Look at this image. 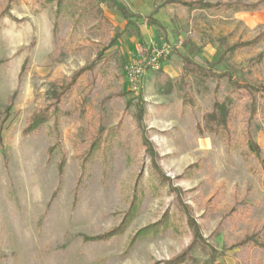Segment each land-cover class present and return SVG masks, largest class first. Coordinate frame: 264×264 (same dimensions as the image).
Returning a JSON list of instances; mask_svg holds the SVG:
<instances>
[{"label": "rangeland", "instance_id": "374dc122", "mask_svg": "<svg viewBox=\"0 0 264 264\" xmlns=\"http://www.w3.org/2000/svg\"><path fill=\"white\" fill-rule=\"evenodd\" d=\"M166 1H138L160 8L167 31L158 37L151 27L141 55L163 45L170 54L133 91L126 67L146 47L117 12L104 8L111 27L96 31L56 19L41 0H0V264H264V249L253 246L264 244V98L249 130L258 154L243 136L248 111L241 102L232 109L230 145L201 135L203 116L229 89L190 75L193 102L185 104L178 56L207 66L218 40H252L264 31V0H207L258 4L253 12L188 11ZM6 7L13 19L1 15ZM81 69L63 102L60 144L50 124L23 135L51 84ZM215 71L264 86V42ZM90 119L105 132L86 156Z\"/></svg>", "mask_w": 264, "mask_h": 264}, {"label": "trees", "instance_id": "16d2710c", "mask_svg": "<svg viewBox=\"0 0 264 264\" xmlns=\"http://www.w3.org/2000/svg\"><path fill=\"white\" fill-rule=\"evenodd\" d=\"M11 1V0H7ZM44 6H53L56 19H69L73 20L72 25L78 24H90L92 29L102 30L105 26L111 27L108 20L104 16V8L117 12L120 17L126 21L127 27H129L137 37L140 38L137 21L143 18L139 15L132 14L126 6L119 3L116 0H41ZM165 4L179 5L192 10H209V9H229L233 8L235 12H253L258 9V4H247L242 2L233 3H211L207 0H167ZM2 16H7L13 19L9 14V7H6L2 12ZM147 25L155 26L158 30L163 31L164 27L151 17L146 18ZM57 24V23H56ZM57 26V25H55ZM56 29V28H55ZM54 29V31H55ZM264 42V31L257 34L255 38L250 41L241 42L238 41L232 45H228L223 40H218V53L216 58L207 66H201L196 62L190 60L186 56L178 54L181 62L180 79L182 98L184 103L191 104L193 102V96L187 89L190 75H197L200 77H206L210 80H215L217 83L224 82L229 91L222 100H214L211 110L203 116V125L198 126V133L212 134L222 138L228 145L231 144V129L233 128L234 115L232 109L234 102H241L245 104L248 111L247 127L243 132L244 139L249 143V147L255 154H258L259 149L255 142L252 140L249 133L251 120L258 114L259 98H264V86L260 84L240 82L234 78L229 71L216 72L215 67L224 64L228 59L232 58L235 53L243 48L258 45ZM86 69H81L74 73L71 77H63L56 82L52 83L50 90L46 94L47 104L35 110L28 120L22 131L23 135L34 134L40 131L45 125L50 124V132L55 133L54 140L55 145L60 144V134L58 131L59 119L64 114L63 102L73 93L74 86L79 76L84 73ZM91 84V83H90ZM170 88V84H168ZM169 90V89H168ZM86 100V97L83 98ZM142 100L139 99L137 106V113L135 120L137 124L142 125L143 109L140 105ZM84 103L80 106V113H83ZM9 108H6V115H8ZM5 119L0 121V141L2 125ZM91 128L94 129L92 141L86 156L90 155L100 145V139L105 132V127L100 120L98 123L94 119L89 120ZM50 151H52L50 149ZM63 161L59 164V169H62ZM249 241H252L249 238ZM245 242H242L244 245ZM241 244V242H240ZM255 247L264 249V244L259 240H254Z\"/></svg>", "mask_w": 264, "mask_h": 264}, {"label": "built area", "instance_id": "2783aa9c", "mask_svg": "<svg viewBox=\"0 0 264 264\" xmlns=\"http://www.w3.org/2000/svg\"><path fill=\"white\" fill-rule=\"evenodd\" d=\"M170 54L169 46H161L157 49L150 50L148 56H137L136 60L126 67V79L133 91H137L143 76L148 69L158 71L161 67V62Z\"/></svg>", "mask_w": 264, "mask_h": 264}, {"label": "crops", "instance_id": "0c3cea01", "mask_svg": "<svg viewBox=\"0 0 264 264\" xmlns=\"http://www.w3.org/2000/svg\"><path fill=\"white\" fill-rule=\"evenodd\" d=\"M116 1H118L119 3H121V4H123L124 6H126L127 8H128V10L132 13V14H135V15H139V16H141L143 19L142 20H138L137 21V26H138V30H139V34H140V38L139 37H137V39L140 41V43H141V46H142V48L145 46V44L144 43H147V41L145 40V37L147 36V37H149L148 36V30L151 28V27H155V26H149V25H147V22H146V18H149V17H151L152 19H154V20H156V21H158L163 27H164V30L163 31H161V30H158L156 27V29L158 30V31H160L161 32V34L160 35H157L158 37H160L161 35L163 36V38H165V37H167L166 35V33H167V31H166V27L164 26V24H163V22L161 21V20H159V18L157 17V15H159V13H160V8L159 9H152V8H150V6H148V5H146V6H141L140 4H138V1H140V0H116ZM135 2V6H132L131 5V3H134ZM142 1V0H141ZM143 1H146V3H151L152 4V2H153V0H143ZM165 5H167V4H165ZM169 5H172V4H169ZM175 6H179V5H175ZM180 7H183V6H180ZM183 8H185V7H183ZM187 9V8H186ZM188 10V9H187ZM189 11V10H188ZM192 11H195V10H192ZM123 20V19H122ZM124 21V20H123ZM139 23L140 24H143L142 26H144L145 27V32H143V30H142V26H140L139 25ZM124 24H125V27L127 28V29H130L129 27H127V24H126V21H124ZM146 47V46H145ZM144 47V48H145ZM138 49H136L135 50V53H136V56H138V55H140L141 53H144V52H146L147 51V47L145 48V49H143V50H141V51H139ZM176 53V52H175ZM164 64H163V66H162V71L164 72V73H166L167 75H169V73L167 72V66L166 67H164Z\"/></svg>", "mask_w": 264, "mask_h": 264}]
</instances>
